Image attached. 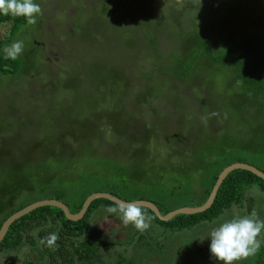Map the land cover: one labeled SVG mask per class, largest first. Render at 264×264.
<instances>
[{
    "label": "trees",
    "instance_id": "1",
    "mask_svg": "<svg viewBox=\"0 0 264 264\" xmlns=\"http://www.w3.org/2000/svg\"><path fill=\"white\" fill-rule=\"evenodd\" d=\"M34 2L38 3V0ZM100 10L104 13H99L98 17L109 16L121 24L118 18L112 17L117 10L110 9L109 4ZM165 12V22L161 25L169 28L173 41L165 51L157 47L154 21L138 18L132 23L146 28L138 37H141L145 51L148 48L149 55L140 66L141 70L138 66V73L142 75L137 78L142 91L138 95V105L147 106L149 101L155 105L159 99L173 97L174 107L183 108L182 94L195 91L197 107H202L204 113L209 114L217 108L222 115L234 112L229 114L236 115L233 123L223 125L220 132L205 131L198 116L197 121L191 118L186 121L183 130L172 131L173 135L170 131L159 132L160 128L148 122L143 123L140 137L130 134L124 121L127 116L117 121L116 115H102L106 107V97L100 96L103 84H107L114 97L120 100L128 98L132 91L129 79L122 78L120 73H108L106 79L102 77L95 84L93 93L80 99L82 110H94L87 124L82 123L84 126L78 135L73 131H53L49 144L57 145L56 152L43 150V143L36 142L28 149L26 158L14 161L12 170L22 176H12V182L0 189V225L14 211L43 198L62 201L70 213L78 211L84 198L94 191L108 192L126 201L149 200L139 189L131 197L122 196L117 184L110 182L111 178H129L127 183L123 181V185L134 187L135 183L144 181L153 185L154 178L174 172L178 179L187 180V187H191L194 194L188 205L195 206L205 200L218 172L232 162H245L264 172V0L172 1ZM98 17L81 24L76 21L68 33L76 37L81 32V37L89 38L91 43L101 40L105 27L101 32L95 23L104 26L108 23H101ZM36 19L33 29L38 34L41 33L40 17ZM4 21H10V38L16 32L26 35L27 30L22 27L27 23L23 18L0 15V24ZM93 28L96 31L91 35ZM95 33L99 34L96 36ZM117 37L123 46L128 45L129 41L121 38V34ZM10 38L0 39V79L13 74L20 66V76L9 80L22 77L30 81L38 77L40 72L33 69L40 57L34 51L40 49V45L33 42L35 48L29 50L26 59L22 56L19 60L5 59L3 50ZM96 68L101 73L109 70L104 63ZM87 84L88 80L81 77L78 88H85V94ZM51 116H33L35 121L31 120L30 131L35 132L36 127L47 129L45 124ZM110 133L113 139L103 141V137ZM120 137L125 139L129 152L116 158L118 156L113 151L118 150ZM102 141L109 143L107 146L111 151L99 147ZM171 159H176V163H170ZM0 169L4 172L7 166L0 165ZM96 175L104 177L105 182L97 184L92 181V176ZM195 179L198 180L197 187L193 182ZM253 188L264 191V180L248 170L236 168L226 174L211 205L202 212L177 214L167 221H160L148 208L143 207V210L152 219L172 226V230H187L212 221L231 206L241 207L243 202H251L249 192L252 193ZM152 202L161 214L170 211ZM116 206L112 201L96 198L89 203L83 216L74 221L65 218L61 209L55 206H38L8 226L0 240V257L4 258L0 264H12L13 256H22L21 264H134L128 254V245L151 247V239L142 240L141 232L135 229L132 239L122 245L118 239L107 238L88 225L97 209L106 211L108 207ZM162 231L166 233L167 229ZM50 234L58 237L55 243H41ZM252 264H264V246L261 245Z\"/></svg>",
    "mask_w": 264,
    "mask_h": 264
},
{
    "label": "rangeland",
    "instance_id": "2",
    "mask_svg": "<svg viewBox=\"0 0 264 264\" xmlns=\"http://www.w3.org/2000/svg\"><path fill=\"white\" fill-rule=\"evenodd\" d=\"M119 1L120 8H118L117 13H112V17L118 18L121 24L114 22L109 16L100 15L97 20L101 23L107 22L106 26L108 27L96 21L95 24L100 27L101 32L105 27V34L101 40H96L93 43L89 38H82L81 32L75 37V35H70L68 31L72 27L71 25L77 21L75 19L71 24V19L75 14L83 12L82 16L88 17V22H91L94 17L97 18L95 16L97 12L93 9L96 8L97 3L100 7L99 0H38L42 9V15L37 16L40 17L39 23L41 24V33L38 34L33 29V25L27 24L22 27V29L27 30L25 36L16 32L10 38L8 34L10 21L1 22L0 39L10 38L7 46L16 41L23 42V52L17 57L18 60L20 56L26 59L27 56L25 55L29 50L35 48L33 42L40 43L42 53L41 63H35L33 69L40 72L38 77L30 81L22 77L9 80L11 77L20 76L22 72L20 66L15 69L13 74L9 73L3 76L4 79H0V165L7 166L4 172L0 169V189L12 182V176H22L20 172L12 170V165L14 166V161L26 158L32 143H43L41 149H51L56 152L57 145L49 144V139L53 137V131L55 133L62 130L73 131L78 135V131H81L83 126L87 124L90 113L94 110V108L92 111L89 109L82 110L84 107H81L80 99L93 93L95 84H98L102 77L106 79L108 73L109 75L112 72L120 73L122 78L129 79L132 91L128 98L120 100L114 97L107 84H103L100 96L106 97V107L102 115H116L117 121L123 116H127L124 119L127 131L130 134L138 135V137L143 130L144 122H148L155 128H160L159 132L163 134L170 131V135H173L172 131L183 130L186 121L190 118L197 121L198 116L205 127V131L209 129L220 132L223 125L230 126L235 120L236 115H229L234 112L222 115L221 110L218 108L214 110V107L209 114L204 113L202 107H197L195 101L197 93L195 91L182 94L183 108L174 107L173 97L159 99L160 102L155 105L151 101L148 102L147 106L141 103L138 105V98L140 97L138 95H141L142 92L137 80L139 76H142L138 73V66L141 70L142 67L140 66L143 65L149 55L146 52L148 48L145 51V47L142 46L144 43L141 37H138L146 28L142 25L138 27V24L133 25L132 23L138 18H149L154 21L156 28H153V32L157 38V47L165 51L171 47L173 41L169 28L161 25L165 22L163 14L171 7L172 1L180 2L181 0ZM98 12L104 13L102 10ZM131 29L134 31H130ZM92 31H96V29L93 28L90 31L91 35ZM98 34L95 33L96 36ZM120 34L121 38L129 41L128 45L123 46L120 43L121 40L117 37ZM42 61H45L46 64ZM101 63L109 67L108 72L101 73L99 68H96ZM81 77L88 80L86 94L85 88H78ZM55 87L58 90L55 91ZM109 101L110 103H108ZM32 115L34 117L52 115L47 118L45 124L47 129L43 130L36 127L35 132L30 131L31 120L35 121ZM194 125H197L196 122ZM110 139H113L111 133L105 138L103 137V141ZM103 141L98 144L99 147H102L103 151H111L107 146L109 143H103ZM170 145L172 144L170 143ZM117 146L118 150L113 151V154L118 156L116 158L124 156V154L128 155L129 150L124 138L118 139ZM170 163H176V159H171ZM9 166L10 170H8ZM105 180L101 175L92 176V181L97 184L105 182ZM110 180H112L110 182L117 184L118 193L122 196L131 197L139 189L140 193L149 198V201L152 200L160 208L169 210L189 206L188 204L192 203L194 198V194L190 190L191 187H187V180L185 178L178 179L174 172H171L170 175L167 173L154 178L153 185H147L145 181L135 183L138 188L134 185V187L123 185V181L127 183L129 178L122 177L121 179L118 177ZM197 181V179L193 181L196 187ZM178 186L180 188H177ZM253 190L252 193L249 192V196L252 197L251 202L247 200L243 202L241 207L231 206L212 221L201 223L187 230H172L170 229L172 226L152 219L150 227L141 233L142 240L145 238L150 241L151 239L152 246L147 247L139 244V246L133 245L134 247H132L128 245V254L133 259L134 264H218L217 261L210 258V239L208 236L212 228L221 222L222 218L250 215L254 211L259 219L264 220V191L254 188ZM107 215L108 212L105 210L97 209L91 215L89 225L96 228L101 235H106L110 239L116 238L121 241L122 245H126L127 241L132 239L135 228L132 225L125 226L119 213ZM163 229H167V232L164 233ZM260 239L261 245L264 246V233L261 234ZM159 241L160 244H158ZM124 256L130 258L127 255ZM253 258L254 256L240 261L239 264H252ZM22 259V256L14 257L12 263L21 264Z\"/></svg>",
    "mask_w": 264,
    "mask_h": 264
},
{
    "label": "clouds",
    "instance_id": "3",
    "mask_svg": "<svg viewBox=\"0 0 264 264\" xmlns=\"http://www.w3.org/2000/svg\"><path fill=\"white\" fill-rule=\"evenodd\" d=\"M0 15L23 18L28 25L37 23V16L42 15L41 6L34 0H0ZM23 42L16 41L4 48L5 59L15 60L23 52ZM110 214H120L125 226L132 225L143 233L150 227L152 217L147 216L140 202L118 203L116 207H108ZM264 233V220L258 218L253 211L250 215L222 218L209 233L210 258L218 264H239L255 256L261 247V234ZM58 237L50 234L41 243L53 245Z\"/></svg>",
    "mask_w": 264,
    "mask_h": 264
},
{
    "label": "water",
    "instance_id": "4",
    "mask_svg": "<svg viewBox=\"0 0 264 264\" xmlns=\"http://www.w3.org/2000/svg\"><path fill=\"white\" fill-rule=\"evenodd\" d=\"M236 168L248 170L251 173L255 174L256 176H258L264 180V172H262L260 169L256 168L255 166L248 164V163H245V162H239V161L232 162V163L226 165L225 167H223L218 172L207 197L205 198V200L201 204L195 205V206L178 207V208H175L173 210L167 211L164 214H161L159 212L158 208L156 207V205L149 200L136 199L133 201H126V200L118 198L117 196H115L111 193L104 192V191H94V192L88 194L84 198V200L82 201L81 206L78 209V211H76L75 213H70L69 210L67 209L66 205L58 199H54V198L38 199L36 201H33V202L23 206L20 209L14 211L13 213H11L9 216H7L2 221V223L0 225V240L3 237L4 233L6 232L8 226L10 225V223L13 220H15L19 216L27 213L28 211H30V210L38 207V206H42V205H52V206H55V207L61 209L65 218L73 220V221L80 219L82 217V215L84 214V212L86 211L89 203L96 198H104V199H107L109 201L116 203L117 205H118V203H132V202L138 201L143 205V207H146L149 210H151L153 212V214L161 221H167L177 214H193V213H197V212H202L211 205V203L214 199V196L216 194V191H217L220 183L222 182V180L226 176V174L229 171H231L232 169H236Z\"/></svg>",
    "mask_w": 264,
    "mask_h": 264
},
{
    "label": "flooded vegetation",
    "instance_id": "5",
    "mask_svg": "<svg viewBox=\"0 0 264 264\" xmlns=\"http://www.w3.org/2000/svg\"><path fill=\"white\" fill-rule=\"evenodd\" d=\"M99 4H100V7L98 6V3H97V5H96V8L95 9H93L95 12H97V14H96V17H98V14H99V12L98 11H100V9L101 8H103L105 5H108L109 4V7H110V9H115V10H118V8H120L119 7V4H120V1L119 0H99ZM92 10V11H93ZM93 11V12H94ZM92 12V13H93ZM91 13V14H92ZM82 14H84L83 12H80L79 14H75L74 16H73V18L71 19V24H72V21L73 20H77V22L79 23V24H81L82 22H84V19L87 21L89 18L88 17H85V16H82ZM40 45V43H35V45ZM41 46V45H40ZM34 53H35V55H39V60L38 61H41V53H42V51L40 50V49H35V51H34ZM85 213V212H84ZM83 216V215H82ZM89 221H90V218H89V220H88V225H89ZM90 226V225H89ZM13 259H14V256H13V258H12V261H13ZM4 260V258L2 257V259H0V262L2 263V261ZM11 261V262H12ZM13 264V263H12Z\"/></svg>",
    "mask_w": 264,
    "mask_h": 264
}]
</instances>
